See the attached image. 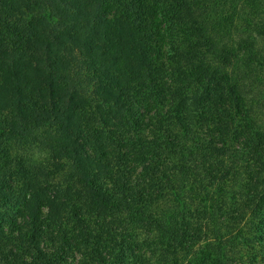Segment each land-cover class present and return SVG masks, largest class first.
<instances>
[{
	"label": "trees",
	"instance_id": "trees-1",
	"mask_svg": "<svg viewBox=\"0 0 264 264\" xmlns=\"http://www.w3.org/2000/svg\"><path fill=\"white\" fill-rule=\"evenodd\" d=\"M220 5L0 0V264H138L148 228L188 264H228L221 228L242 214L220 194L264 188V126L239 75L254 44ZM34 148L66 161L65 185ZM209 227L220 245L196 251Z\"/></svg>",
	"mask_w": 264,
	"mask_h": 264
},
{
	"label": "rangeland",
	"instance_id": "rangeland-1",
	"mask_svg": "<svg viewBox=\"0 0 264 264\" xmlns=\"http://www.w3.org/2000/svg\"><path fill=\"white\" fill-rule=\"evenodd\" d=\"M219 2H221V5L217 7L219 9L216 8L215 14L218 15L217 20L223 22V19H227L228 23L225 25L230 28L228 34H231V42L237 43L241 40H246L254 44L255 56L251 61H248L250 65L249 71H245V65L241 63L239 65V67H241L239 75L241 76V81L244 83L246 91L245 96L248 95L247 100L251 105L250 108L247 104L246 110L250 112L252 119L258 122L257 124L264 126V0H219ZM158 20L160 26L163 27L164 24L160 16H158ZM243 71L247 72V74L242 75ZM26 156L29 157L26 160H30L32 163H42L48 166L52 172L56 171L62 173L66 170L65 160H59L57 162V169L51 168L50 162H48L49 164L43 163L46 161L47 157L44 148H34L32 151L27 152ZM56 172V181L65 185V182L61 181V176ZM241 176H244L246 178L244 182L248 183L250 179L248 172H243ZM262 178H264V176ZM253 184L250 193L252 196L249 198L250 201L246 202V204H242V201L249 196L241 195L237 185L234 186V188H229L235 190L234 194L222 192V194H220V203L222 199L227 202L228 199H230V201L239 200L240 204L238 208L242 214V218L238 226H235L234 230L221 228L222 231L237 232V238L233 236L232 238L235 239H230V241H228V239L221 245L226 251L228 250V264H264V231L261 233L256 227V225H260V227L264 229V208L260 210V212L258 211V214H255L256 212L253 210V205L251 204L258 203L260 198H258L260 195L259 193H263L264 188L261 185L256 188L255 183ZM227 188L228 186H225V190ZM201 193L200 191L199 197L201 196L202 199L206 198V195ZM212 195H208V197L210 199L216 197V194ZM217 195L219 196V194ZM230 196H234V198ZM208 202L212 203V201L209 200ZM231 225H236V222ZM148 229H140L134 233L139 247L135 250L136 256L138 257V264H188L191 255H189V257L182 256V250H180V248L178 253L174 252L170 254L163 252V246L159 238L157 239L155 233H153L154 231L152 232ZM203 232L204 233L200 234V240L197 242L194 249L196 251L201 248L204 250L207 247L217 249L216 246L220 245L219 243L221 240L218 236L219 234L211 232L210 227L205 228ZM245 234L247 235L246 237L251 239L249 242L242 238ZM198 255L199 253L197 256Z\"/></svg>",
	"mask_w": 264,
	"mask_h": 264
}]
</instances>
